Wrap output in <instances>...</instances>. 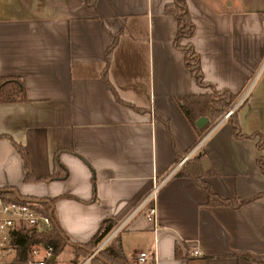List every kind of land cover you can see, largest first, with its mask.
<instances>
[{"label":"crops","instance_id":"1","mask_svg":"<svg viewBox=\"0 0 264 264\" xmlns=\"http://www.w3.org/2000/svg\"><path fill=\"white\" fill-rule=\"evenodd\" d=\"M170 1L94 0L100 24L84 0H0V77H20L26 95L0 102V188L52 199V221L74 243L114 222L119 263L264 264V197L211 205L201 185L176 174L181 158L200 152L213 193L264 195V0H186L202 76L236 94L251 137H235L223 115L205 127L208 119L192 126L183 117L176 98L210 89L172 42ZM115 33L106 76L126 103L101 76ZM54 170L65 175L46 178ZM160 180L154 224L143 199ZM141 250L152 258L137 262ZM58 254L64 264H99L68 243Z\"/></svg>","mask_w":264,"mask_h":264},{"label":"trees","instance_id":"2","mask_svg":"<svg viewBox=\"0 0 264 264\" xmlns=\"http://www.w3.org/2000/svg\"><path fill=\"white\" fill-rule=\"evenodd\" d=\"M86 9L90 14L97 18L102 24V18L100 17L97 9L95 8L94 0H84ZM165 11L173 15L176 19V29L173 36L172 42L175 46L183 50V59L185 61L186 67L188 68L191 75L194 77L195 82L203 87H208L209 92L204 93H190L188 95L180 96L176 98L177 106L179 107L185 120L190 123L192 126H197L195 119L200 115L207 116V122L203 126H209L214 121L220 118L228 109L231 108V105L234 103L236 94L230 92L224 88H215L208 80L202 76L201 64L199 61L198 53L196 52L194 45L191 42V36L194 32V24L189 14L186 0H171L165 5ZM117 33L112 34V40L107 47L108 49L105 52V65L102 69V79H104L107 87L116 95V98L119 99L118 95L115 93L113 86L110 84L109 79L106 76V67L109 59L111 47L114 45L117 39ZM26 99L25 90L23 81L20 77L15 76H3L0 77V102L4 101H20ZM124 102L123 100H121ZM126 103V102H124ZM129 105L131 103L128 102ZM226 120L230 123L232 127L233 135L236 137L242 136H255L256 132L251 131V133H245L240 130L239 121H237L236 110H232L227 116ZM256 146L264 150V137L257 135ZM20 149V147H19ZM172 149L175 153V160L180 159L182 154L177 152L176 147L172 139ZM20 151V150H19ZM22 158H24L25 164H27V158L24 151L21 150ZM202 153L196 152L185 160H183L177 167L176 174L185 175L193 179L196 183L201 185L204 188L206 193L207 203L211 205L215 204H229L233 207H238L244 203L251 201L255 196H263L261 193H256L250 197H220L213 193L210 190L209 183L203 179L206 171L201 164ZM257 164L260 166L262 172H264V153L260 154L257 157ZM65 172L58 173L53 171V174L47 176L46 178H51L53 176H64ZM0 196L4 199L20 200L17 198L13 189L0 188ZM23 197H28L23 195ZM21 201H26L32 204L37 210H41L45 213H49L50 204L39 200L38 202L27 201L25 198ZM52 202V199L49 200ZM53 219V215L50 216ZM114 226V222L111 221H102L94 232V234L86 240V242L71 244V246L80 251L84 256L89 252H92L97 248L98 243L101 239L109 233L110 229ZM13 243L15 246V254L10 261V264H17L22 262L26 257V245L31 241L43 240L47 243L52 244L53 246V255L54 258L52 261H48V264H53L55 262L56 255L62 250V247L67 244V237L62 233L61 228L59 227L57 221L52 223L51 227L47 230L39 231L38 233L28 232L26 229L18 228L15 233ZM175 254L178 256L180 254V247L176 245ZM246 257L250 258L248 254H245ZM99 264H108L103 259L110 261L112 264H123L119 263L116 258H120V254L117 247L116 237H111L107 243L101 245L91 256Z\"/></svg>","mask_w":264,"mask_h":264},{"label":"built area","instance_id":"3","mask_svg":"<svg viewBox=\"0 0 264 264\" xmlns=\"http://www.w3.org/2000/svg\"><path fill=\"white\" fill-rule=\"evenodd\" d=\"M238 103L239 100L235 101L231 105V108L223 114V117H226L232 110H234ZM186 157L187 156L181 158L179 163L185 160ZM160 182L161 180L159 182H155L153 184V188L143 199L144 203L147 201L150 202L147 205L145 216L152 220L154 224L155 203L153 197ZM52 223L53 221L49 213H45L39 209L37 210L32 204L21 200H4L0 196V261L4 260L9 255L14 256L16 250L13 243L15 235L13 234L18 228L23 230L26 229L28 232L38 233L39 231L49 229ZM116 228H113L107 235L104 236L101 244L95 250H93L91 254H89L90 256H92L103 243L107 242L112 237V234L116 231ZM25 250L26 257L22 261L24 264H48L50 256L53 255L54 251L52 244L41 239L28 243ZM198 252V248L193 247L192 254H198ZM152 256L153 255L151 251L141 250L136 254V261L143 263L152 258ZM10 261L11 260H9V262Z\"/></svg>","mask_w":264,"mask_h":264},{"label":"water","instance_id":"4","mask_svg":"<svg viewBox=\"0 0 264 264\" xmlns=\"http://www.w3.org/2000/svg\"><path fill=\"white\" fill-rule=\"evenodd\" d=\"M206 119H207V118H206L205 115H204V116H203V115H200V116H198V117L196 118L195 122L197 123L198 126H201L202 124L205 123V120H206ZM14 192H15V194L17 195V198L20 199V200L23 199V198H25V200H27V201L38 202L39 200H41V201H45V202L49 203V204H50L49 215L52 216V212H53V209H54V205H53V203H51L48 199H42V198H38V199H36V198L22 197V196H20V195L18 194L17 191H14ZM67 243H68V244H76V243H74V242H72V241H68V240H67ZM94 254H95V253H94ZM53 258H54V255L50 256V261H52ZM103 260H104L106 263H108V264H112V263H110V261H108V260H106V259H103Z\"/></svg>","mask_w":264,"mask_h":264},{"label":"rangeland","instance_id":"5","mask_svg":"<svg viewBox=\"0 0 264 264\" xmlns=\"http://www.w3.org/2000/svg\"><path fill=\"white\" fill-rule=\"evenodd\" d=\"M61 256H62L61 254H58L56 256L55 262L53 264H64V262H60ZM11 258H13V257H10V255H9L4 260L0 261V264H10L9 260H12ZM22 264H24V263H22Z\"/></svg>","mask_w":264,"mask_h":264}]
</instances>
